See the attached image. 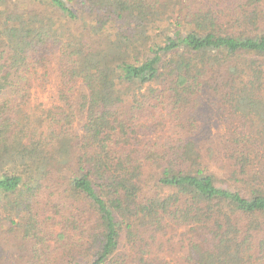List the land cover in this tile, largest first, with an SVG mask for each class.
Here are the masks:
<instances>
[{"label": "trees", "instance_id": "16d2710c", "mask_svg": "<svg viewBox=\"0 0 264 264\" xmlns=\"http://www.w3.org/2000/svg\"><path fill=\"white\" fill-rule=\"evenodd\" d=\"M2 224L0 264H264V0H0Z\"/></svg>", "mask_w": 264, "mask_h": 264}, {"label": "rangeland", "instance_id": "374dc122", "mask_svg": "<svg viewBox=\"0 0 264 264\" xmlns=\"http://www.w3.org/2000/svg\"><path fill=\"white\" fill-rule=\"evenodd\" d=\"M55 76L53 71H49V84L45 90H41L39 87L33 86L30 90V102L32 106L35 107H47L49 105H53V102L55 103ZM197 133L203 134L204 136H216L218 135V129H215V126L219 123L216 120L215 116H212V118H209L207 115L200 114L197 116ZM155 122H151V124L154 125ZM78 125V126H77ZM213 127L212 131L209 130V127ZM76 127H79V123H76ZM163 132H168V123L164 125ZM141 147V146H140ZM49 195L44 194L42 197H44V203H46L45 197ZM43 199V198H42ZM49 210V208H47ZM50 211V210H49ZM51 212V211H50ZM49 215L48 212H45V216ZM5 225L2 224L0 229H4ZM169 234L163 236L161 238V249L155 248V251L159 257L158 263H161V260H164L165 263L163 264H177L179 261V257L184 254L186 251V243L182 242L180 235L173 234L176 232H168ZM180 233V232H179ZM4 238H7V235L3 234L2 231H0V239L4 240Z\"/></svg>", "mask_w": 264, "mask_h": 264}]
</instances>
